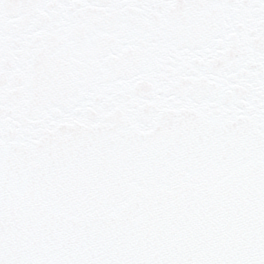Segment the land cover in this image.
<instances>
[{"label": "snow or ice", "instance_id": "1", "mask_svg": "<svg viewBox=\"0 0 264 264\" xmlns=\"http://www.w3.org/2000/svg\"><path fill=\"white\" fill-rule=\"evenodd\" d=\"M0 264H264V0H0Z\"/></svg>", "mask_w": 264, "mask_h": 264}]
</instances>
